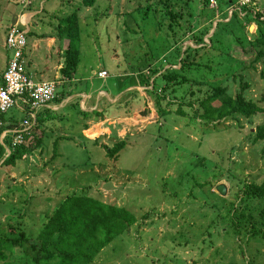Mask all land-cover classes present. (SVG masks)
<instances>
[{
	"label": "rangeland",
	"instance_id": "374dc122",
	"mask_svg": "<svg viewBox=\"0 0 264 264\" xmlns=\"http://www.w3.org/2000/svg\"><path fill=\"white\" fill-rule=\"evenodd\" d=\"M137 1L145 2L95 0L94 4L88 7L82 0H0V69L5 66L6 57L11 55L10 50L2 48L5 36L2 29L6 33L20 18H35L28 23L31 31L26 34V48L31 50L30 56L32 55L26 69L33 75L32 78L37 80L36 71L42 68L41 63L53 60L55 56L61 60V55L51 49L47 51L43 46L32 50V40L37 37L46 38L52 29L49 24L53 23L54 17L50 18L52 15H68L76 11L83 33L80 34L79 42L80 61L75 79L69 88L89 93V87L85 83H91L103 90L113 91L111 94L97 92L94 97V100L97 97V102L99 99L95 106L97 109L102 107L105 100L117 102L125 95L126 90L134 89H125L124 84L128 79L123 77L124 74L116 77L118 69L128 62L141 64L137 60L142 53L146 49L152 52L156 45L161 44L162 36L166 33L165 27L156 22L162 20L161 17H164L163 22L169 21L167 15L158 10L159 4L153 5L155 18L147 21L142 12L132 9ZM227 1L229 0H213L212 3L210 1L208 8L224 10ZM193 2L194 7L201 5L198 0ZM255 2L259 11L254 10L260 13V19L264 20V0ZM176 5L180 7V4ZM13 14H16L17 19L11 24ZM238 17L241 18L233 17L230 22L218 23L213 37L210 38L212 46L209 45V48H201L200 43L193 41L195 37L190 34L196 30L186 31L177 24L173 25L176 36H182V40L177 44L180 56L184 55L187 45L198 48L188 51L187 60L195 59L194 64L198 66L192 69V75L203 74L202 79H205L207 84L201 85V88H207V91L217 83L234 87L235 83L230 81V75L240 71L243 64H248V61L243 62L247 55L242 54L244 51L240 50L237 41H240V46L248 45V48L250 43L247 40L257 36L254 34L256 24L246 20L244 24V18L240 14ZM184 19L185 16L180 17L179 22L190 29L194 24H197L198 29L207 22L206 18L197 21L195 17L189 24ZM220 19L221 16L214 14L211 25H215ZM256 23L259 26L258 32L264 31V21ZM19 27L25 28V25ZM209 33L210 30L208 36L203 37L207 44ZM169 38L171 37H167ZM165 41L164 38L163 43ZM66 43L65 39L58 40L60 48L64 49ZM113 47H117V50ZM114 51H117L118 63ZM159 59L162 62L163 58ZM262 59L264 61V58ZM31 64H35V67ZM102 66L105 67L104 71L108 72L104 79L96 76ZM115 66L118 69H112ZM150 66L159 67V64L153 60ZM171 66L177 68L179 64H162L158 74ZM255 66V71H251L250 87L245 95L264 107V103L259 99L264 90V77L259 69L264 68V65L259 61ZM52 78L54 73L44 71L38 81ZM118 80H121L119 84ZM67 85H57L55 92L59 94ZM157 87L155 86V89ZM119 88H124L119 93L121 96L117 95ZM140 91L142 95L146 94L145 106L142 103L138 106L127 105L125 110L128 109L130 115L108 114L101 120L97 119V116L82 119L80 114H75L72 105L64 106L63 110L59 108L63 104L77 103L80 106L81 103V109L90 110L94 107L92 93L89 96L81 93L82 96L78 94L76 97L72 94L67 97L68 100L57 103L55 106L61 110L62 116L66 117L60 118V111L57 109L52 122L61 124L66 131L48 130L43 137L42 151L36 147L32 154L16 161L13 167L0 168V227L7 230L9 223L18 225L21 221L24 222L25 229L33 230L41 224V211L45 212L57 206L69 193L83 192L125 207L135 218L128 229L114 239V245L104 247L100 254L103 263L264 264L263 239L249 236L247 231H242L238 239L231 234L224 236L221 232L224 230L223 224L219 225L221 231L213 229L223 214L227 217L230 228L236 229V225H240L237 228L250 225L247 213L242 216L238 206L245 183L253 181L259 184L264 180V141L252 138L255 134L253 126L264 122V113L258 112L253 118V124L244 122L241 129H236L230 122L204 124L199 121L204 118L199 117L191 121L190 118L176 115L173 111L165 112L159 117L154 105V93L149 95L145 88ZM185 96L189 97L187 93ZM195 97L194 95L192 98ZM168 107L176 108L174 105ZM191 108L200 114L201 107L198 103L194 102ZM8 111L16 109L11 107ZM16 112L24 116V113ZM83 122L88 126L100 122L103 129L99 127L98 130L94 126L90 134V138H93L103 133L97 137L99 143L111 146L123 136L131 143L116 156L109 158L103 147L96 146L88 137L85 139L81 126ZM158 132H163L165 137L162 138ZM250 132H253L251 137ZM62 134L70 136L71 139L67 137L59 141L58 155L52 157V142L55 136ZM150 134L152 138H148ZM219 182L226 185L225 195L215 190V185ZM10 207L12 211H7ZM250 207L255 210L251 211V215L258 216L257 209L264 207V200H252ZM240 208L246 210L243 205ZM218 211L221 215L217 218L215 214ZM207 229L212 230V243L207 234L201 233ZM197 231L200 234H197ZM187 239L189 242H186ZM192 244L196 246L193 247ZM20 253L21 251L18 254L14 252L11 260L20 263L21 261H17L20 260Z\"/></svg>",
	"mask_w": 264,
	"mask_h": 264
},
{
	"label": "trees",
	"instance_id": "16d2710c",
	"mask_svg": "<svg viewBox=\"0 0 264 264\" xmlns=\"http://www.w3.org/2000/svg\"><path fill=\"white\" fill-rule=\"evenodd\" d=\"M94 1L95 0H82L83 4L88 7L93 5ZM198 3L201 5L194 7L195 3L193 0H145L144 3L139 1L135 2L134 4L136 5L132 9L142 12L143 17L146 18L147 21L150 22L155 18L153 5L157 4L160 6L158 10L165 13L169 21H167L168 23L163 22L164 17H161L162 20L156 22L161 26L163 25L166 29L165 35L162 36L161 44L159 43V46L156 45L152 49V52L146 49L142 53L140 59L137 60V62H141V64L135 62L131 64L128 62L127 65L125 64V71H131L132 74H135L140 79V81H138L140 83L139 85L144 86L146 91L149 92V95L154 93V105H156L155 109L159 117L160 115L163 116L165 112L169 113L173 111L176 115L190 118L191 121H195L198 117L204 118L205 120L199 119V121H203L204 124L212 122V124L215 125L216 123L230 122L236 129H241L244 122L252 125L254 122L253 118L256 117V114L258 112L264 113V107L255 102L252 98H247L245 93L250 87V75L251 71H255L256 69L255 64L260 61L264 65L262 59L264 58V31L258 32L259 26L256 23L263 22L264 20L260 19V14L258 12L253 13V8L249 6V4L238 6L241 11L245 12L243 15V17H245L244 19L256 24L254 34H257V36L254 39L251 38L247 40L250 43L248 48L251 47L249 50L247 48L248 45L240 46V41L237 39L238 47H240V50L242 49L244 51L242 54H245V56L247 55L243 58V62L248 61V64H243L241 69H239L240 71L230 75V81L235 83L234 87L231 88L226 84L220 85L217 83L207 91V88H201V85L207 84L206 80L202 79L203 74L199 73L198 75H192V69L198 66L194 64L195 59L192 58L191 60H187L189 57L188 51L198 48L187 45L184 50V55L180 56V50L177 44L182 40V36L180 35V37H177L173 28V25L177 24L180 28L186 29V31L196 30L190 34L192 37H195L193 41L200 43L201 48L206 46H208V48L211 47V41L207 44L204 42L205 39L203 40V37L208 30L214 31L219 22L224 23L218 21L215 24V28L212 29V18L214 13L220 12V8H208V0H198ZM234 3H237V0H232L231 4ZM176 4H180V7ZM238 4L239 3H237V5ZM175 6H177V11L179 13L175 11ZM96 8L97 7H95V9ZM225 14L226 11H222L218 16H221L222 20L225 18ZM237 15L238 10L234 9L233 16L237 17ZM183 16H185L184 20L189 24L195 17L197 21H202L206 18L207 22L198 29L197 24H194L193 28L190 29V27L179 22V18ZM52 17H54V19L52 20L53 23L49 22V24L52 25L50 31L54 34L55 39H57L56 44H58V40L65 39L67 41L62 52L63 61L61 67L58 68L59 76L54 78L57 80L58 86L61 85V83L62 85L65 83L68 84L64 91L59 94L56 93L54 96L55 102H61L66 96L72 93L82 92V90H72L69 86H71L70 83L74 80L77 65L80 61L79 42L80 34L81 32L83 33V31L81 29L82 24L80 18L76 11L68 15H52L50 18ZM231 19L228 21H231ZM243 23L245 24L246 22L244 21ZM244 24L242 26H244ZM213 35L214 32L209 39L213 37ZM167 37L171 38L167 39ZM164 38L166 41L163 43ZM168 48L169 50H167ZM113 49L117 50V47H113ZM114 53L117 57L116 62L118 63L119 57L117 51H114ZM158 54L160 56H158ZM252 54L254 56H252ZM156 56L163 58L162 62ZM153 60L158 62L159 67L150 66ZM166 63H178L179 67H167L158 74L160 66ZM104 69L105 67L102 66L98 71L100 72ZM259 71L261 76L264 77V68L261 67ZM221 74H224V72H221ZM96 76H98V74ZM216 76L217 75H215V77ZM39 78H37L36 81H38ZM155 86L158 87L155 89ZM183 88L184 93H182ZM179 90H181V92H178ZM186 93L189 96L188 98L185 96ZM194 95L196 97L192 98ZM197 98L199 99L197 100ZM259 99L264 103V90L261 92ZM144 101V96L140 95L138 90H134L131 95L117 102H105L101 110L97 108L90 111L84 110L81 109L77 103L67 104L66 107L72 105L74 111H76L75 114H80L82 119L92 116L102 118L106 117L108 114L111 116L120 113L128 114V109L125 110L127 105L138 106L141 103L144 104ZM194 102L198 103L201 107L200 114H198L196 110H192L191 107ZM169 105H174L176 108L168 107ZM12 107H14L16 111L24 113L17 106ZM64 108L65 107H60L61 110ZM188 108L191 110L189 111ZM57 109L59 110V108ZM57 109L44 106L40 111H37L36 122L41 129V134L39 136H33V134L32 136L26 135L24 142L16 144L15 146H11L10 137L5 138L4 144L8 145L10 153L4 156L6 145L4 146V144L0 143V160H2L0 166L13 167L16 161L23 160V158L32 154L36 147H39V151H42L44 149L43 137L45 134L43 133L45 128H48L50 131H56L58 129L64 130V126L52 122L55 119V115L53 114L58 112ZM61 110H59V114L61 115L60 118L66 117L65 115L62 116L63 113ZM16 111L7 110L1 115L0 122L2 125L0 132L19 125V122L25 117V113L24 116H22L18 115ZM81 126L82 129H86L88 124L83 122ZM159 127L162 128V125L159 124ZM253 127H255V134L252 137L253 140L264 141V122L261 124L256 123ZM158 133L162 135V138L165 137L164 134H162L163 132ZM252 134L253 132H250L249 136L251 137ZM145 136H147V134ZM67 137L71 139L70 136H66L65 134L55 136L52 142V157L58 155L57 149L59 141ZM127 137L129 138L131 136ZM148 138H152L151 134ZM30 139L33 140L32 144L28 142ZM85 139L87 138L85 137ZM154 139H156L155 135ZM92 141L95 142L96 146L103 147L106 156L109 158L116 156L120 150L128 146V143H131V141H128L124 136L111 146L99 143L97 138ZM263 150L264 143L262 146V151ZM242 193L244 194L242 195ZM242 193L241 196L239 193L235 194L240 196V206L243 205L246 207V210H244L238 206L239 210L242 211V216L247 213L246 215L249 218L248 224H250L249 227L242 225V228H237L240 225H236V229L230 228L227 224V217L223 214L222 218L218 220L213 229L220 230L219 225L223 224L224 230L220 231L223 232L222 234L224 236L231 234V236L235 235V238L238 239V235H241L242 231L245 233L247 231L250 233L249 236H258L264 240V207L257 209L258 216L251 215V211L255 210L250 207L252 200H264V180L259 184L253 181L245 183ZM11 208L12 207L7 209V211H12ZM40 215L42 220L41 224L33 230L25 229L23 226L24 222L21 221L18 225L9 223L7 230H3L0 227V264H111L112 262L103 263L100 259L101 252L104 247L114 245V239L124 233L135 221L132 213L125 207L105 202L102 199L83 192H72L65 195L57 206L45 212L41 211ZM215 215L218 218L221 212L218 211ZM230 224H232V221ZM201 233L207 234L210 238V243L213 242L211 239L213 236L211 234L212 230L207 229L205 232L201 231ZM197 234L200 233L197 231ZM201 241H203V239ZM186 242H189L188 239ZM192 246L195 247L196 245L192 244ZM18 251H21V253L19 254L20 260L17 261L21 262L15 263L11 259L15 255L14 252L18 254Z\"/></svg>",
	"mask_w": 264,
	"mask_h": 264
},
{
	"label": "built area",
	"instance_id": "2783aa9c",
	"mask_svg": "<svg viewBox=\"0 0 264 264\" xmlns=\"http://www.w3.org/2000/svg\"><path fill=\"white\" fill-rule=\"evenodd\" d=\"M4 45L11 51L3 73V82L0 85V115L9 107L17 106L27 110L29 117L25 118L15 132L13 144L20 143L22 132L27 131L32 125L35 113L44 106H51L50 101L54 99L57 86L56 80L36 81L26 72L22 60L24 47L26 45V29L16 25L11 26L5 36ZM99 75H106L104 70ZM1 125V122H0ZM6 130L2 132L0 139Z\"/></svg>",
	"mask_w": 264,
	"mask_h": 264
},
{
	"label": "crops",
	"instance_id": "0c3cea01",
	"mask_svg": "<svg viewBox=\"0 0 264 264\" xmlns=\"http://www.w3.org/2000/svg\"><path fill=\"white\" fill-rule=\"evenodd\" d=\"M13 16H16V14H13ZM22 16H24V15H22ZM31 18V17H30ZM30 18H29V20H26L25 18H20V20L21 21H24L26 24H27V26H28V23L29 22H31V20H34L35 18H32L31 20H30ZM16 19H17V17H16ZM19 22V21H18ZM32 23H34V21L32 22ZM7 28V27H6ZM29 28V27H28ZM31 31V30H30ZM2 32H3V36L5 35V32H4V30L2 29ZM44 38H42V37H37V38H35V39H33L32 40V50H35V49H37L39 46H43V47H45L46 49H47V51H49L50 49L51 50H54V52H58V54H60L61 55V60L59 59V57L58 56H55L54 58H53V60H50V61H46V62H42L41 63V65H42V68L41 69H39L38 71H36L37 72V78H39L43 73H44V71H46L47 73H54V78H56V77H58L59 76V73H58V68H60L61 67V64H62V61H63V56H62V49H63V47L62 48H60L59 46H58V44H56V39H55V37H54V34H52L51 33V31H49L48 33H47V36H46V38L43 40ZM4 41V40H3ZM37 42V43H36ZM2 45H3V43H2ZM2 48H3V46H2ZM30 54H31V50L30 49H28V48H26V50H25V53H24V60H25V70L31 75V76H33L31 73H30V71H28L27 69H26V64H30V57L32 56H30ZM5 65H6V63H5ZM32 65V67H35V64H31ZM1 68V67H0ZM4 68H5V66L3 67V69L1 70V71H3L4 70ZM112 69H118V67H112ZM119 70V72L116 74V77H119L121 74H124L123 75V77H125L126 79H128V81L124 84V87H125V89H127V88H134V89H132V90H126L125 91V95H123V96H125V97H127V96H129V95H131L132 93H133V91L134 90H138V92H139V94L140 95H142V91H140L142 88H145L144 86H141V85H139V82L138 81H140V79L135 75V74H132V72L131 71H125V68L124 67H122V68H120V69H118ZM93 72H94V70H93ZM108 73V72H107ZM97 75V74H96ZM107 76H108V74H107ZM107 76H105L104 78H106ZM97 77H99V78H101L100 76H97ZM54 78H52V79H54ZM104 78H101V79H104ZM74 79H75V77H74ZM121 82V80H118V84ZM85 85L87 86V87H89V93H87V92H85V90L83 91L82 90V92H76V93H72V94H75L74 96L76 97V96H78V94L79 95H81V93L82 94H84L85 96H86V94H87V96H89L91 93L93 94H91L92 95V99L94 100V97H95V95L97 94V92L98 91H102L103 93H110L111 94V92H113V91H111V92H109V91H107V90H103L100 86H98V87H95L94 85H92L91 83H85ZM70 87V86H69ZM123 89L124 88H119L118 90H117V95L118 96H121L122 94H119V93H121V91H123ZM140 89V90H139ZM71 94V95H72ZM124 94V93H123ZM71 95H69V97L71 96ZM82 96V95H81ZM122 96V97H123ZM144 96V98L146 97V94H144L143 95ZM68 96H66V98H64L61 102H63L64 100H68V98H67ZM121 97V98H122ZM120 98V99H121ZM70 99H72V98H70ZM117 100V99H116ZM67 102H69V101H67ZM98 102H99V99H98ZM98 102H97V97L95 98V100H94V102H93V105H94V107H92L90 110H93V109H95V106H97L96 104H98ZM105 102H111V100H105L104 101V103L102 104V106L103 105H105ZM115 102V101H114ZM60 103V102H59ZM56 104H54L51 108L52 109H57V106H55ZM67 104H63L61 107H64V106H66ZM144 106L146 105V101H144V104H143ZM80 106H81V103H80ZM82 107V106H81ZM60 108V107H59ZM82 109H84V110H89V109H87V108H82ZM100 110L102 109V107L101 108H99ZM98 109V110H99ZM89 110V111H90ZM130 112H132V110L130 111ZM127 114V113H126ZM128 115H130L129 113H128ZM128 115H121V116H128ZM138 115H140V114H138ZM99 123V122H98ZM97 124V123H96ZM98 125H101L100 123L98 124ZM115 127V126H114ZM101 129H103V127H100ZM99 127H97V129L99 130L100 129ZM143 130H145V128L143 129ZM97 131V130H96ZM104 132H105V130H104ZM111 132V131H110ZM97 133V132H96ZM107 133V132H106ZM102 134V133H101ZM109 136V135H108Z\"/></svg>",
	"mask_w": 264,
	"mask_h": 264
},
{
	"label": "clouds",
	"instance_id": "9594fccd",
	"mask_svg": "<svg viewBox=\"0 0 264 264\" xmlns=\"http://www.w3.org/2000/svg\"><path fill=\"white\" fill-rule=\"evenodd\" d=\"M209 1V3H210V1H211V3L213 2V0H208ZM231 0H229V1H227L226 2V6H225V9L224 10H222V9H219V11L220 12H216V13H214L216 16H218L219 14H221V12L223 11H226V14H225V18L224 19H220L219 21H222V22H227L229 19H231V18H233L234 16H233V10L234 9H236V10H238V15L240 14V16H242L243 17V15H244V13L245 12H243V11H241L240 10V8L238 7V6H240V5H245V4H249V6H251L253 9V13L254 12H256V10H254V9H258V11H259V7H258V5L256 4V2H254V0H237V3H239L238 5H237V3H234V4H231ZM251 10V11H252ZM260 14V13H259ZM238 15H237V17L236 18H241V17H238ZM243 18H245V17H243ZM19 22L17 23V24H19V25H21V26H23V25H25V28H23V27H19V25H17L16 24V26H18L19 28H23V29H26V34H27V31L28 32H30V30H29V28H28V26H27V24L24 22V21H21L20 19L18 20ZM245 21V19H243V22ZM16 22V21H15ZM218 22V21H217ZM228 22H230V21H228ZM255 24V23H254ZM254 26V25H253ZM11 28V26L6 30V33H5V36L7 35V32H8V30ZM213 28H215V25H213L212 24V29ZM208 32H209V30H208ZM207 32V33H208ZM206 33V37L208 36V34ZM212 33H213V31L212 30H210V33H209V37L210 36H212ZM53 34V33H52ZM5 36H4V41H5ZM47 36V35H46ZM55 37V36H54ZM208 37V38H209ZM4 41H3V49H5L6 51H8V49H6V47H5V45H4ZM205 41H206V39H205ZM210 41V39H208V42ZM27 43V42H26ZM25 50H26V45H25V47H24V51H23V56H22V60H23V63H24V67H25V60H24V53H25ZM62 52H63V50H62ZM10 56H7L6 57V64H7V60H8V58H9ZM5 68H6V65H5ZM5 68H4V70L0 73V85L2 84V82H3V73H4V71H5ZM25 72L29 75V76H31L26 70H25ZM106 72V71H105ZM96 74H98V76H100L99 75V71H97V73ZM105 76H107V73H106V75H102V76H100L101 78H104ZM31 78H32V76H31ZM33 79V78H32ZM49 80H55V79H49ZM57 81V80H56ZM50 103V105L51 106H48V107H52L54 104H57V103H59V102H55L54 101V99L52 100V101H50L49 102ZM11 107H9L7 110H9ZM19 108V107H18ZM42 108V107H41ZM41 108L39 109V111L41 110ZM20 109V108H19ZM6 110V111H7ZM24 113H25V117L19 122V125L17 126V127H13V128H10V129H5L6 130V132L4 133V135H3V137L0 139V143H2V144H4V140H5V138H7V137H10V143H11V146H15L16 144H21V143H23L24 142V138H25V136L27 135V136H32V134H33V136H39L40 134H41V129H40V126L38 125V123L36 122V114H37V112L35 113V118H34V120H33V123H32V125L29 127V129L27 130V131H24V132H22V140H21V142L20 143H15V144H13V139H14V137H15V132H13L12 130L14 129V128H18L19 126H20V123L25 119V118H27V117H29L28 115H27V110H24V109H21ZM6 111H4L2 114H4ZM1 114V115H2ZM1 115H0V117H1ZM99 117H97V119H98ZM102 118H106V117H102ZM102 118H100L99 120H101ZM159 118V117H158ZM98 123V122H97ZM227 123V122H226ZM96 124V123H95ZM228 124V123H227ZM2 125V124H1ZM1 125H0V128H1ZM44 127V126H43ZM90 126H88L87 128H89ZM86 128V129H87ZM48 128H45V131H44V133L43 134H45V136H46V133L48 132ZM85 130V129H84ZM4 130H2L1 132H0V136L2 135V132H3ZM37 131L39 132V133H37ZM50 131V130H49ZM82 131H83V129H82ZM32 132V133H31ZM103 134V133H102ZM101 133L99 134V135H97V136H95V137H93V138H90V137H88V136H86L85 134V137L87 138L88 137V139L90 138V139H95V138H97V137H99V136H101L102 135ZM29 143H33V140H29L28 141ZM44 143V142H43ZM6 144H4V146H5ZM39 148V147H38ZM10 153V149H9V147H8V145H6L5 146V154H4V156H7L8 154ZM23 156H25V155H23ZM1 161L2 160H0V163H1ZM2 166H0V168H1Z\"/></svg>",
	"mask_w": 264,
	"mask_h": 264
},
{
	"label": "water",
	"instance_id": "95a60500",
	"mask_svg": "<svg viewBox=\"0 0 264 264\" xmlns=\"http://www.w3.org/2000/svg\"><path fill=\"white\" fill-rule=\"evenodd\" d=\"M15 21H16V16H13V17L11 18V24L15 23ZM215 190H216L219 194H221V195H225V194H226V190H227V188H226V185H225L223 182H219V183H217V184L215 185Z\"/></svg>",
	"mask_w": 264,
	"mask_h": 264
},
{
	"label": "bare ground",
	"instance_id": "6f19581e",
	"mask_svg": "<svg viewBox=\"0 0 264 264\" xmlns=\"http://www.w3.org/2000/svg\"><path fill=\"white\" fill-rule=\"evenodd\" d=\"M99 123H97V124L94 123L89 128L85 129L84 130L85 135L88 136V137H90V134L92 133V130L94 129V126H96V127H101L102 126V125H98Z\"/></svg>",
	"mask_w": 264,
	"mask_h": 264
}]
</instances>
